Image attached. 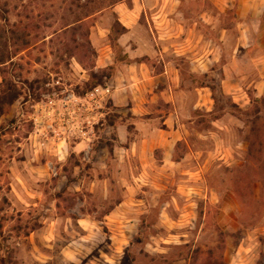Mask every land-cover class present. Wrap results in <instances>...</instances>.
Returning a JSON list of instances; mask_svg holds the SVG:
<instances>
[{
    "label": "rangeland",
    "instance_id": "obj_1",
    "mask_svg": "<svg viewBox=\"0 0 264 264\" xmlns=\"http://www.w3.org/2000/svg\"><path fill=\"white\" fill-rule=\"evenodd\" d=\"M123 1L0 0V59L12 58L0 65V94L11 85L20 91L0 118V264H264V131L258 140L246 125L264 97L246 81L250 104L241 107L215 64L210 79L187 74L175 95L183 125L171 154L160 148L169 138L161 121H131L120 142V109L109 106L113 89L104 80L114 69L94 70L91 34L96 24L120 31L111 12ZM231 30L226 46L219 31L211 37L214 56L235 72ZM97 89L82 104L98 114L94 125L81 115L72 125L60 120L65 96ZM158 106L169 113L164 100ZM90 137L108 142L107 158L93 160L90 149L60 161L50 151L53 141L75 146ZM141 139L154 141L147 153ZM252 144L262 151L255 158Z\"/></svg>",
    "mask_w": 264,
    "mask_h": 264
},
{
    "label": "crops",
    "instance_id": "obj_2",
    "mask_svg": "<svg viewBox=\"0 0 264 264\" xmlns=\"http://www.w3.org/2000/svg\"><path fill=\"white\" fill-rule=\"evenodd\" d=\"M111 13L125 31L117 35L113 44L112 28L96 24L91 40L96 50L94 70L114 69L108 84L113 89L109 106L116 111L120 109L119 118L113 124L117 125L120 142H124L126 125H131V121L133 125H152V122L161 121L173 140L166 138L160 148L171 154L170 148L173 149L181 140L178 125H183L179 120L175 95L181 90L187 74L210 79L215 64L223 65V89L241 107L250 104L243 85L246 81L253 83L256 98L264 97V0H125ZM230 17L233 18L231 25L225 23V19ZM233 28L237 35L231 59L235 72H229L230 64L221 62V56H214L218 47L214 46L211 35L213 30L219 31L221 45L226 46ZM244 63L252 71L250 79L241 68ZM72 67L80 77H85L81 74L87 73L82 64L76 62ZM163 100L171 105L169 113L158 109L161 107L158 103ZM129 115L132 116L130 119ZM106 129L114 128L107 126ZM92 140L91 137L81 139L75 146L68 140L62 143L53 141L50 151L59 156L60 161H66L74 153L81 157L82 152L90 149L93 160L96 161L100 153L107 158L110 155L108 142H101L98 146ZM119 141L116 142L117 147ZM153 142L141 139L139 146L144 147L147 153ZM134 145L138 146L137 143ZM96 146L98 148L94 149ZM116 149L114 151L118 155ZM118 150H123L125 155L129 153L128 149L120 146ZM79 223L90 224L84 218Z\"/></svg>",
    "mask_w": 264,
    "mask_h": 264
},
{
    "label": "trees",
    "instance_id": "obj_3",
    "mask_svg": "<svg viewBox=\"0 0 264 264\" xmlns=\"http://www.w3.org/2000/svg\"><path fill=\"white\" fill-rule=\"evenodd\" d=\"M118 26L120 28V31H118L116 34H114V31L112 29V36H111V40H112V43L115 44L116 41H117V35L118 34H122L125 30L120 26V24L118 23ZM12 60V58L10 57H7V58H1L0 59V65H3V64H7L9 63L10 61ZM110 71H113V68H110L108 69ZM95 78L97 76H94ZM113 77V74L110 75V76H107L105 77V81H110L111 78ZM103 83L102 81H98L96 83L93 84V87L96 88L98 86H102ZM92 87V86H91ZM212 90H214L212 88ZM224 94V93H223ZM20 95V91L18 90L17 87H14L13 85L9 86L7 89H4L3 92L0 94V118L5 116L7 114V107L8 106H11L15 101L16 99H18V96ZM256 104H258L259 107H257L256 111H254V119L253 120H248L246 121V125L250 126V129H251V133L253 136H259V135H262L263 131H264V127L262 125H259L261 124V122L263 123L262 121V118H261V115L264 114V99L262 100H259V101H256ZM260 104L262 105L260 107ZM248 117V115H247ZM258 138V137H257ZM259 140V138H258ZM260 148L264 147V144L263 142L261 141V143L259 144ZM251 153H250V156L252 158H255L257 155L259 154H262V151H256L258 146H256L255 144H252L251 145ZM4 263V261H2Z\"/></svg>",
    "mask_w": 264,
    "mask_h": 264
},
{
    "label": "built area",
    "instance_id": "obj_4",
    "mask_svg": "<svg viewBox=\"0 0 264 264\" xmlns=\"http://www.w3.org/2000/svg\"><path fill=\"white\" fill-rule=\"evenodd\" d=\"M102 91L106 94L110 93V90L107 89H102ZM101 90L97 89L95 90V93H91L90 95L80 98L75 95H69L66 97L64 100V112L60 113L61 117L60 120H64L65 125H72L76 122L75 117H78L79 115L85 116L87 118V123L90 125H94L95 120L98 117H94L93 110L91 109H86V107H82L84 102L89 98H95L97 95L96 94H101ZM103 94V93H102ZM92 100V99H91ZM93 101V100H92ZM73 107V108H70ZM93 109V108H92Z\"/></svg>",
    "mask_w": 264,
    "mask_h": 264
}]
</instances>
